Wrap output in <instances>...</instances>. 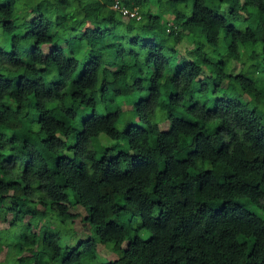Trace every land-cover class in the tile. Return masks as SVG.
<instances>
[{
	"label": "trees",
	"instance_id": "1",
	"mask_svg": "<svg viewBox=\"0 0 264 264\" xmlns=\"http://www.w3.org/2000/svg\"><path fill=\"white\" fill-rule=\"evenodd\" d=\"M238 86L264 96V0H0V216L86 209L93 234L46 264L108 242L89 264H264V121Z\"/></svg>",
	"mask_w": 264,
	"mask_h": 264
},
{
	"label": "rangeland",
	"instance_id": "2",
	"mask_svg": "<svg viewBox=\"0 0 264 264\" xmlns=\"http://www.w3.org/2000/svg\"><path fill=\"white\" fill-rule=\"evenodd\" d=\"M165 8L167 9L169 6L163 4L161 10H164L165 12ZM170 22L165 24L162 28H157L158 32L167 38L171 37L170 34L174 30ZM143 23L146 24L147 19H144ZM151 26L156 29L155 25L151 24ZM190 45L191 44L187 41H182L177 45V49L181 53H184L186 47H189ZM228 59L233 65L234 72L240 70L241 67H245L247 69V74L250 76L257 75L256 65L253 63H247L248 58L245 52ZM111 69L112 68L104 67L100 70L101 78L103 80H111ZM227 83L228 81L226 82V85ZM230 84L235 86L238 83L231 81ZM110 86L112 87L113 84ZM235 87H237V85ZM67 90H72L70 85L67 87ZM235 90L237 95H239L243 101L248 102L250 107L257 108L262 113V119L264 121V96L262 97L258 96L256 93L253 94V92H247V90H243L239 86L238 89L235 88ZM121 105L122 112L116 123L119 128H122L127 120L137 119L129 102H124ZM161 126L165 127L166 123H162ZM102 141H105L104 138H102ZM104 143L111 145L115 143V141L109 139ZM121 145L124 148H127L126 142H121ZM27 200L26 197L19 199L18 211L21 210ZM70 204L74 205L72 199ZM37 205V215L34 217H31V215L27 213L24 217L18 218L16 212H8L4 217L0 216V264H46V259L50 252V245L55 240L56 234L59 235V244L62 247L69 245L74 246L79 239L87 238L93 234L94 227L89 222L86 209L81 207V205L70 207L72 216L68 219L59 218L51 209L44 208L40 204ZM251 209L258 213L262 212V209L257 207L251 206ZM23 232H25L28 237H22L20 233ZM140 235L145 237L148 235V231H140ZM125 245L126 241L123 243V246ZM111 246H113L112 242L106 244L98 243L96 256L94 260L89 263H100L105 262V260L115 259L119 252L113 251ZM34 252L37 254V257L31 256ZM22 256H24L23 259H21ZM48 264H60V262L52 261Z\"/></svg>",
	"mask_w": 264,
	"mask_h": 264
},
{
	"label": "built area",
	"instance_id": "3",
	"mask_svg": "<svg viewBox=\"0 0 264 264\" xmlns=\"http://www.w3.org/2000/svg\"><path fill=\"white\" fill-rule=\"evenodd\" d=\"M114 8L117 7V4L113 5ZM123 12V14L127 15L128 17H136L139 18L140 14L138 13V10L136 8L129 9V8H120Z\"/></svg>",
	"mask_w": 264,
	"mask_h": 264
}]
</instances>
